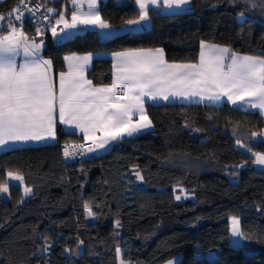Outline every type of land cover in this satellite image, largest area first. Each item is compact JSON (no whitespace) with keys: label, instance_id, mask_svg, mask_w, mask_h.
<instances>
[{"label":"trees","instance_id":"16d2710c","mask_svg":"<svg viewBox=\"0 0 264 264\" xmlns=\"http://www.w3.org/2000/svg\"><path fill=\"white\" fill-rule=\"evenodd\" d=\"M16 1H1L0 13ZM61 3L67 6L48 0L54 9ZM188 6L170 13L153 9L149 27L108 41L94 29L59 43L45 32L42 56L52 60L55 76L72 53L160 47L169 62L193 63L205 41L264 56V0H190ZM99 10L114 28L138 15L134 0H103ZM23 30L35 35L28 23ZM87 77L111 84V60L94 59ZM145 109L152 130L81 163L62 158V142L83 140L59 125L54 143L0 152V184L14 172L32 189L23 202L17 185L9 186L6 199L0 195V264H118L119 258L162 264L175 256L179 264H264V168L253 163L264 143L250 137L264 129V118L227 102L146 103ZM177 189L191 197L176 200ZM231 217L239 219L250 247L232 245Z\"/></svg>","mask_w":264,"mask_h":264},{"label":"snow or ice","instance_id":"6c2138e0","mask_svg":"<svg viewBox=\"0 0 264 264\" xmlns=\"http://www.w3.org/2000/svg\"><path fill=\"white\" fill-rule=\"evenodd\" d=\"M70 3L73 6L70 18L66 15L67 8L57 14L54 23L49 16H43L42 21H48V25L42 26L38 20L35 36L31 37L23 30L25 12L35 17L44 5L33 9L28 6V0H19L9 13L0 14V22L8 19L6 26L0 25L6 32L0 34V150L17 143L54 141L59 122L79 129L83 140L91 141L86 148L83 144L65 145V158H74L77 152L82 156L95 153L113 141L153 127L145 109V98L152 101L198 98V102L208 101L212 105L227 101L237 110L256 109L264 115V56L240 55L227 46L206 42H201L196 63H169L160 48L115 52L112 83L100 87L94 86L85 75L93 53L66 55L63 59L67 71L59 72L57 81L52 60L41 56L46 29L57 43L70 38L74 31L88 29L97 30L98 38L108 41L121 34L142 31L150 23L149 12L153 9L182 10L190 0H134L137 17L126 20L119 30L101 16L100 0H70ZM46 10L56 13L53 8ZM240 15L243 17L244 13ZM21 56L18 62L17 57ZM250 137L264 143V131L251 132ZM253 155V163L264 166V153ZM7 175L23 183L22 175L13 172ZM135 176L137 180L144 179L138 170ZM8 191L7 182L0 184V194ZM31 193V188H24V197ZM181 198V195L175 197ZM85 211L89 217L94 216L87 204ZM231 235L244 236L236 217L231 220ZM116 253L121 257L119 247ZM120 264L125 262L121 259ZM168 264L179 262L172 260Z\"/></svg>","mask_w":264,"mask_h":264},{"label":"crops","instance_id":"0c3cea01","mask_svg":"<svg viewBox=\"0 0 264 264\" xmlns=\"http://www.w3.org/2000/svg\"><path fill=\"white\" fill-rule=\"evenodd\" d=\"M1 1H4V0H0V2ZM57 1V0H56ZM67 2V6L66 5H64V3H61V5L60 6H58V8L56 9V11H57V13H56V15L54 16V18H53V23H54V21H55V19L57 18V14L60 12V11H62V10H64L65 8H67V13H66V15L70 18V14H71V11H72V8H73V6H72V4L70 3V0H64V2ZM101 1H103V0H100V2ZM60 3V2H59ZM135 4V3H134ZM136 6V5H135ZM137 7V6H136ZM188 7V5L187 6H185V8H187ZM184 8V9H185ZM138 9V8H137ZM85 10H86V6H85ZM158 10L160 11V12H162V13H170V12H178V11H183V9L182 10H179V9H165V8H163V7H160V8H158ZM1 14V13H0ZM6 15V14H5ZM7 22H8V19H7V17H6V19L4 20V21H2V22H0V25H3V26H6L7 25ZM115 29H120V28H115ZM88 30H92V29H88ZM95 30V29H94ZM84 31H86V30H82V31H74V32H72L71 34H70V37H72V36H74V35H76V34H78V33H81V32H84ZM97 31V30H96ZM25 32V31H24ZM0 34H6V32H4L2 29H0ZM48 34L52 37V35H51V31L49 30L48 31ZM28 35V34H27ZM28 36H32V35H28ZM33 36H35V35H33ZM53 38V37H52ZM39 39H41L40 37H37V40H39ZM201 42H205V41H201ZM201 42H200V44H199V52H200V45H201ZM207 44H211V45H219V44H214V43H210V42H206ZM219 46H223V45H219ZM156 48H160V47H154V48H151V49H156ZM136 49H139V48H136ZM147 49V48H146ZM160 49H162V48H160ZM127 50H129V49H126V50H120V51H116V52H121V51H127ZM89 53H93V60L94 59H96V58H109L110 60H111V63H112V77H113V64H114V61H113V59H112V55H113V53H115V52H109V53H106V52H89ZM163 53H164V51H163ZM72 54H76V55H84V54H87V53H72ZM72 54H67V55H72ZM237 54H240V55H249V54H244V53H237ZM41 56H42V52H41ZM66 56V55H65ZM251 56H254V55H251ZM43 57V56H42ZM164 57H165V55H164ZM43 58H45V57H43ZM198 58H199V55H198ZM22 59V56L21 57H17V60H18V62L20 61ZM45 59H49V58H45ZM93 60H92V62H93ZM63 62H64V66H65V69L64 70H62V71H67V66H66V62L64 61V59H63ZM92 62H91V64L88 66V70L90 69V67H91V65H92ZM169 62V61H168ZM196 62H198V59H197V61ZM196 62H193V63H196ZM169 63H190V62H169ZM88 70L86 71V73H85V75H86V77H87V72H88ZM52 71H53V68H52ZM61 72V71H60ZM59 73V72H58ZM58 73L56 74V79H57V81H58ZM87 79H89L88 77H87ZM90 80V79H89ZM93 83V82H92ZM94 86H97V87H100V86H103V85H96V84H93ZM145 104L146 103H152V104H161V103H184V104H190V103H199V104H208V105H212L210 102H208V101H203V102H198V98H196V99H193L192 101H187V100H183V99H179V98H177V99H170V100H168V101H163V100H159V101H152V100H148L147 98H145ZM225 102H227V101H225ZM224 103V102H223ZM228 103V102H227ZM220 104H222V103H220ZM220 104H216V105H220ZM230 104V103H229ZM232 105V104H231ZM245 111H253V112H257V113H259V111L258 110H256V109H249V110H245ZM260 114V113H259ZM261 115V114H260ZM263 118H264V115H261ZM60 126L61 128H62V130L63 131H65V132H69V133H74V134H77V135H80L81 137H82V140H83V134L79 131V129H73V128H69V127H67V126H65V125H61L59 122H57V125H56V127L57 126ZM153 129V127L152 128H150V129H146V130H144L143 132H141V133H144V132H147V131H150V130H152ZM262 131H264V129H261V130H258V131H256V132H262ZM138 134H140V133H138ZM135 135H137V134H135ZM97 136H99V133H97ZM132 137V136H131ZM124 138H128V137H123V138H121V139H124ZM121 139H119V140H121ZM58 139L56 138V140H48V141H44V142H28V143H17V144H14V145H11L9 148H5V149H2V150H0V152L1 151H4V150H8V149H12V148H18V147H27V146H39V145H44V144H51V143H54V142H56ZM119 140H117V141H119ZM254 140V139H253ZM84 142H86V143H89V144H91V141H85V140H83ZM117 141H113V142H111L108 146H106L105 148H103V149H98L95 153H90L91 154V156H96V155H100V154H102L103 152H105L112 144H114L115 142H117ZM255 141H260L259 139H255ZM259 167H262V168H264V166H260V165H258ZM14 173V172H13ZM6 182L9 184V186H11V185H17V186H19L20 188H21V191H22V197H23V199H25V198H27V197H24V188L26 187L25 186V184H24V182L23 183H20L19 181H15V180H12V179H10L9 177H8V175H7V178H6ZM180 190H183V189H177V192L178 191H180ZM1 195V197L3 198V199H6L7 197H8V192L7 193H3V194H0ZM176 195H177V193L175 194V197H176ZM188 196H190L189 194H187ZM188 198H190V197H188ZM185 199H187V198H185ZM181 200H184V199H181ZM230 223H231V221H230V219H229V228H230ZM235 238V240H233V236L231 235V230H230V241H231V243H232V245H234V246H243V247H245V246H249L250 247V245L248 244V243H245V241L243 240V238L242 237H234ZM213 253H210V255H209V257H213ZM179 256H175V257H173V258H171V259H169V260H167V261H165V262H163L162 264H168V261H172V260H175V261H178L179 260ZM120 258L118 259V264H120ZM125 262V264H129L128 262H126V261H124Z\"/></svg>","mask_w":264,"mask_h":264},{"label":"built area","instance_id":"2783aa9c","mask_svg":"<svg viewBox=\"0 0 264 264\" xmlns=\"http://www.w3.org/2000/svg\"><path fill=\"white\" fill-rule=\"evenodd\" d=\"M19 0H17L15 2V6L18 4ZM36 5H44L43 7L40 8V10L38 12H36L35 14V17H33L30 13L28 12H25V18L23 20V24L24 23H28L30 24L32 27H36L37 26V21L40 20L42 21V17L43 16H49L51 21L53 22V18H54V15L55 13H48L47 12V8H52L51 6L48 5V0L47 2L45 3V0H28V6L30 8H35ZM54 9V8H53ZM48 25V21H42V26H47ZM49 30L46 29L45 32H48ZM80 144H83L85 146V148L90 145L89 143H86L84 141H79V142H62L60 144V149H61V155H62V158L65 160V161H68L70 163H81L83 162L85 159L89 158L91 156L90 153H88L86 156H82L79 154V152H77L76 156L73 158V157H70V158H65L64 157V147L65 145H80Z\"/></svg>","mask_w":264,"mask_h":264},{"label":"rangeland","instance_id":"374dc122","mask_svg":"<svg viewBox=\"0 0 264 264\" xmlns=\"http://www.w3.org/2000/svg\"><path fill=\"white\" fill-rule=\"evenodd\" d=\"M189 9V6L187 7V8H185V9H183V10H188ZM149 25H150V23L147 25V26H145L144 28H147V27H149ZM119 30V29H118ZM188 194V192H185L184 190H180L178 193H177V195H181L182 196V198L181 199H185V198H188V197H191V196H188L187 195ZM180 199V200H181ZM232 218L233 217H231L230 218V221L232 220ZM237 218V217H236ZM230 230H231V223H230ZM233 240H235V238L233 237ZM246 252H250V251H246ZM210 255V254H209Z\"/></svg>","mask_w":264,"mask_h":264},{"label":"water","instance_id":"95a60500","mask_svg":"<svg viewBox=\"0 0 264 264\" xmlns=\"http://www.w3.org/2000/svg\"><path fill=\"white\" fill-rule=\"evenodd\" d=\"M122 147V143L117 144V148H121Z\"/></svg>","mask_w":264,"mask_h":264}]
</instances>
